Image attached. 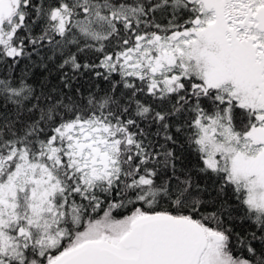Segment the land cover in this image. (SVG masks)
I'll use <instances>...</instances> for the list:
<instances>
[{
  "label": "snow or ice",
  "instance_id": "obj_1",
  "mask_svg": "<svg viewBox=\"0 0 264 264\" xmlns=\"http://www.w3.org/2000/svg\"><path fill=\"white\" fill-rule=\"evenodd\" d=\"M0 264H264V0H0Z\"/></svg>",
  "mask_w": 264,
  "mask_h": 264
}]
</instances>
